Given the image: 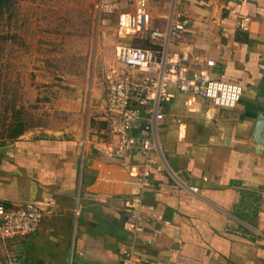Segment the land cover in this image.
I'll use <instances>...</instances> for the list:
<instances>
[{
  "label": "crops",
  "instance_id": "crops-1",
  "mask_svg": "<svg viewBox=\"0 0 264 264\" xmlns=\"http://www.w3.org/2000/svg\"><path fill=\"white\" fill-rule=\"evenodd\" d=\"M132 1L127 16L142 0ZM144 1L150 30L169 29L178 15L188 22L171 53H188L192 71L196 58L214 61L211 77L242 86L244 96L227 110L176 93L158 134L163 170H151L145 191L144 160L114 155L106 88L101 127L26 133L0 147V203L44 213L35 234L7 240L15 264H122L129 250L138 264H264V150L255 144L264 111V0ZM240 16L251 19L249 31L239 30ZM138 195L148 210L135 236L126 210Z\"/></svg>",
  "mask_w": 264,
  "mask_h": 264
},
{
  "label": "rangeland",
  "instance_id": "rangeland-1",
  "mask_svg": "<svg viewBox=\"0 0 264 264\" xmlns=\"http://www.w3.org/2000/svg\"><path fill=\"white\" fill-rule=\"evenodd\" d=\"M15 2L0 27V147L19 142L10 137L24 129L36 138L70 125L101 127L117 47L148 46L129 36L133 1ZM9 245L0 232V264L16 263Z\"/></svg>",
  "mask_w": 264,
  "mask_h": 264
},
{
  "label": "built area",
  "instance_id": "built-area-1",
  "mask_svg": "<svg viewBox=\"0 0 264 264\" xmlns=\"http://www.w3.org/2000/svg\"><path fill=\"white\" fill-rule=\"evenodd\" d=\"M169 1L174 7L180 2ZM138 5L139 11L128 16L129 28L147 35L152 46L140 48L120 44L117 47L118 67L105 78V105L108 129L115 142L114 155L118 158L135 155L144 160L145 170L139 183L145 191L150 187L151 170H163L158 134L175 94L205 99L216 108L231 110L241 102L244 89L238 84L212 78L209 69L215 66L214 61L196 58L198 70L192 71L188 53L169 51L170 43L179 40L188 30V22L181 21L182 16H175L176 21L169 29L150 30L147 4L142 0ZM250 23L249 17L240 16L239 30L249 31ZM192 191L198 193V189ZM145 210L148 207L141 195L136 196L126 210L127 227L135 236L144 232L140 220ZM43 218V211L35 205L8 209L0 204L1 235L5 240L33 235L40 229ZM122 264H138L133 250L126 252Z\"/></svg>",
  "mask_w": 264,
  "mask_h": 264
},
{
  "label": "trees",
  "instance_id": "trees-1",
  "mask_svg": "<svg viewBox=\"0 0 264 264\" xmlns=\"http://www.w3.org/2000/svg\"><path fill=\"white\" fill-rule=\"evenodd\" d=\"M15 3H16L15 0H0V27H1V24H2V19L10 11V9L15 5ZM2 39H4V37ZM145 39H146V42L148 44L147 48L151 47L152 45H151L149 37L145 35ZM26 132H28V131L25 130V129L24 130H19V131L15 132L10 137V139L11 140H17V139L21 138ZM108 132H109V129H108ZM109 135H110V132H109ZM0 204L5 205L6 208H8V209H15L16 208V207H13V206L8 205L6 203H0Z\"/></svg>",
  "mask_w": 264,
  "mask_h": 264
},
{
  "label": "water",
  "instance_id": "water-1",
  "mask_svg": "<svg viewBox=\"0 0 264 264\" xmlns=\"http://www.w3.org/2000/svg\"><path fill=\"white\" fill-rule=\"evenodd\" d=\"M255 144L258 146L257 151L264 150V111L259 116L255 132Z\"/></svg>",
  "mask_w": 264,
  "mask_h": 264
}]
</instances>
